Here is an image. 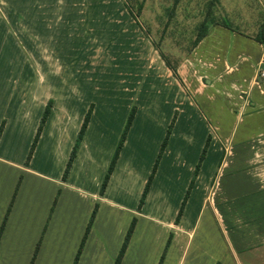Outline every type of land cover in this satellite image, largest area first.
I'll list each match as a JSON object with an SVG mask.
<instances>
[{"label":"crops","instance_id":"obj_1","mask_svg":"<svg viewBox=\"0 0 264 264\" xmlns=\"http://www.w3.org/2000/svg\"><path fill=\"white\" fill-rule=\"evenodd\" d=\"M13 4L0 0V264H73L95 206L75 264H114L133 219L119 264H158L170 234L161 264H264V43L254 39L264 23V0H159L163 15L179 19L170 24L160 19L155 41L131 15L134 24L125 35L138 41L128 48L135 56L124 57L125 65L111 61L102 72L121 99L81 95L78 89L56 95L46 79L21 83L19 39L27 38L26 57L32 55L34 62L39 50L34 51L29 17L23 21L16 11L2 9ZM206 18L214 23L194 43ZM25 22L26 31L20 27ZM174 30L182 31L176 38L190 40L185 51L164 46ZM3 39L8 40L5 57ZM163 55L177 56L175 73ZM34 62L25 67L36 75ZM41 62L43 78L46 71L62 73L61 63L56 72L52 63ZM90 69L81 73L91 83L96 77ZM49 99L50 113L28 157ZM91 104L84 135L62 179ZM132 105L133 119L99 193ZM38 185L48 189L42 199L34 190ZM152 232L157 239L148 260Z\"/></svg>","mask_w":264,"mask_h":264},{"label":"rangeland","instance_id":"obj_2","mask_svg":"<svg viewBox=\"0 0 264 264\" xmlns=\"http://www.w3.org/2000/svg\"><path fill=\"white\" fill-rule=\"evenodd\" d=\"M11 1L14 2L13 6L2 9L5 12L7 10L16 11L20 16V20L23 21L26 20V16L29 17V20H31L29 24L35 28L36 45H34V51L36 53L39 50V54L34 55L36 58L34 62L32 55L26 57L27 38L19 39V81L21 83L32 80L41 82L46 79L53 85L51 90L56 95L66 90L76 92V89H78L81 95H96L98 98H107L108 96L114 99L119 98L112 89L108 88L112 81L107 80V76L102 72H105L107 63L111 61L125 65L128 63L122 62L124 57L131 58L135 56L133 50L128 48H131L136 39H129L125 35V30L131 31L132 24H134L130 9L138 14L140 22L137 21V18L134 19L137 26L143 32L148 31L150 38L154 41L156 39V29L161 26L159 20H167L169 24L173 20L169 13L168 16L163 15V8L157 5L159 0H9V2ZM32 2L34 4L31 6ZM171 2L172 0H167L168 4H171ZM167 9V11L171 10L170 7ZM173 18L174 20L179 19L176 16ZM248 25L247 28L250 29ZM26 26V22L20 23V27L24 31H26ZM188 27H190V23H188ZM185 31L186 36L191 32L188 28ZM181 32L174 30L172 37L163 40L164 46L169 47V49L174 48L173 50L178 52L185 51L190 40L176 38L181 36ZM3 41V54L5 57V42L8 40L3 39ZM165 47H163L164 51L166 50ZM125 52L127 55L124 54ZM176 57L172 56L171 58L176 60ZM41 61H46L44 64L49 62V65L52 63L51 69L56 70V72L62 69L59 64L61 63L63 66L62 73L59 75L46 71V76L43 78V67L42 74L41 66L37 67L38 63L39 65L42 63ZM30 62L37 64L34 67L36 75H33L25 67V64ZM74 66H77L76 70L78 71L74 69ZM90 67L95 69L94 75L96 77V81L93 79L91 83L86 81L87 78L82 76L81 73L91 70ZM110 70H113L112 67ZM61 79L62 81H60ZM95 85L102 88L105 86L106 88L104 87V92H102L99 91V87H94ZM34 190L39 192L41 199L48 191L47 188L40 185L36 186ZM66 225L67 231H69L70 224L68 221ZM155 235V232H152L146 243V258L148 260L156 246L157 238Z\"/></svg>","mask_w":264,"mask_h":264},{"label":"trees","instance_id":"obj_3","mask_svg":"<svg viewBox=\"0 0 264 264\" xmlns=\"http://www.w3.org/2000/svg\"><path fill=\"white\" fill-rule=\"evenodd\" d=\"M130 13H132V15L134 17H136V18L138 17V14L135 13V12H133L131 9H130ZM213 23H214V21L210 20L209 18H206L202 22H200L199 26L197 27L198 37L194 40V43H196L201 37H203L208 32L209 26L212 25ZM254 39L257 40V41H259V42H261V43H264V23L260 25L259 30L256 32V34L254 36ZM163 57H164L166 63L170 66V68L175 73L176 72V66H177L176 65L177 64L176 63V60H175V62H173L172 59H171V57L169 55H163ZM51 105H52V99H49L48 102H47V104L45 105L44 111H43L42 116L40 118V121H39L37 130H36L35 136H34L33 141L31 143V147H30V150H29L28 157L32 154V151L34 150V147H35V145H36V143L38 141V138H39V135L41 133L42 127H43V125H44V123L46 121V118L48 117V114L50 113ZM92 106H93L92 104L89 106V108H88V110H87V112H86V114L84 116V119H83L82 124H81L80 129H79V132L77 134L75 143L73 145V148L71 150L70 156H69V158L67 160V163H66V166L64 168V172H63V175H62V179H65L66 178V176L68 174V171L70 169V166L72 164V161H73V159H74V157L76 155L78 146H79V144H80V142L82 140V137L84 135V131L86 129L87 123H88L89 118H90ZM135 110H136V107L134 105H132L131 108H130V110H129V112H128V115L126 117V120H125L123 129H122L121 134H120V137H119V139H118V141L116 143L115 149H114V151H113V153L111 155L110 161L108 163L106 172L104 174V177L102 179V182H101V185H100V188H99V193H103V191H104V189H105V187H106V185L108 183V180L110 178V175H111V173H112V171L114 169V166L116 164V160H117L118 155L120 153V150L122 148V145H123L124 139L126 137L127 131L129 129L130 124H131V121L133 119ZM1 130H2V125L0 126V133H1ZM170 130H171V124L167 128L166 134H165V136L163 138V141L161 143V146L159 148V151H158L157 156L155 158V161L153 163L152 169H151V171H150V173L148 175V178L146 180V183L144 185V189H143V191L141 193V196H140V199H139L138 207H141V205L143 204V202H144V200L146 198V195H147L149 186L151 184V181L153 179L154 173L156 171V168H157L159 159H160V157H161V155H162V153L164 151V148H165V145H166L168 136L170 134ZM208 142H209V137H208V139L205 142V145L203 147V150H202V152L200 154L199 161H198V163H197V165L195 167L193 176H192V178H191V180L189 182L188 188H187V190L185 192V195H184V198H183V200L181 202V205H180V208H179L177 217H176V221H178L179 218H180V215L182 213L184 204H185L186 199H187V197L189 195V191H190L191 187L193 186V182H194L195 176H196V174L198 172V168H199L200 162H201V160H202V158L204 156V153H205L206 147L208 145ZM95 212H96V206L94 207V209H93V211L91 213L90 220H89L88 225L86 227V231H85L84 236L82 238V241L80 243V246H79V249L77 251V254H76V257H75V260H74V263L73 264L76 263L77 257L79 255L80 250H81V247H82V245L84 243L85 237H86V235L88 233V230L90 228V225H91V223L93 221V218L95 216ZM134 223H135V220L133 219L132 222H131V224H130V226H129V228H128V230H127V233H126V235L124 237L123 243L121 245L120 251H119V253H118V255H117L116 259H115L114 264H119L120 263V260H121L123 254H124V251L126 249V246H127L128 241H129V238H130V236L132 234L133 227H134ZM170 238H171V234L167 238V241H166V244H165V250L167 249V247L169 245ZM165 250L162 253V255L160 256V259H159L158 264H161V262L163 260V257H164Z\"/></svg>","mask_w":264,"mask_h":264},{"label":"built area","instance_id":"obj_4","mask_svg":"<svg viewBox=\"0 0 264 264\" xmlns=\"http://www.w3.org/2000/svg\"><path fill=\"white\" fill-rule=\"evenodd\" d=\"M263 62H264V60H263ZM260 74H261V75H264V69H261V70H260Z\"/></svg>","mask_w":264,"mask_h":264}]
</instances>
